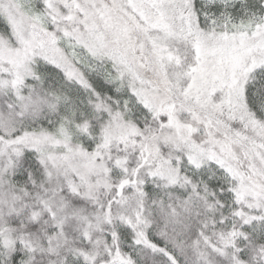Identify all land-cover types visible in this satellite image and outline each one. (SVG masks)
Returning <instances> with one entry per match:
<instances>
[{
    "label": "snow or ice",
    "instance_id": "obj_1",
    "mask_svg": "<svg viewBox=\"0 0 264 264\" xmlns=\"http://www.w3.org/2000/svg\"><path fill=\"white\" fill-rule=\"evenodd\" d=\"M0 264H264V0H0Z\"/></svg>",
    "mask_w": 264,
    "mask_h": 264
}]
</instances>
